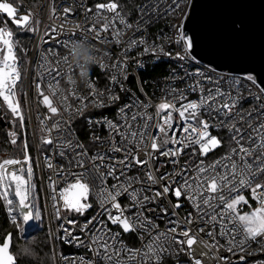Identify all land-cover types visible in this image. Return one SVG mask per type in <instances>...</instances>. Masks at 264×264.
<instances>
[{
    "label": "snow or ice",
    "instance_id": "obj_1",
    "mask_svg": "<svg viewBox=\"0 0 264 264\" xmlns=\"http://www.w3.org/2000/svg\"><path fill=\"white\" fill-rule=\"evenodd\" d=\"M66 2V0H62ZM183 5V7H181ZM97 10L96 19L88 25L86 29H81L77 23L73 29H65L64 24L59 26L53 24L46 26V31L40 36V41L43 43L46 37L50 38V33H56L57 36L61 32L75 33L77 29L81 32L88 31L90 35L94 34L97 42H108L107 36H102L101 33L112 31V39L117 45L121 43L119 37L123 35L120 29L115 27L116 19L124 24L125 29L131 28L120 12V5L116 0H108L107 3H98L95 5ZM172 10H178L180 16L178 22L172 27L175 29L174 37H166L160 44L153 42L148 46L144 37L138 40L131 39L128 47L136 45H144L145 52L156 53L160 56L173 55L172 52L166 51L165 44H175L180 51L175 52V57L180 61L191 62V72H185V77H196L193 84L190 86L192 92L199 91L198 100H187L186 96L179 89L167 93L172 96L171 101L164 100L155 105L156 122L152 124V116L147 112L134 113L130 118L127 117L125 109L134 107L132 104H124L118 109V114L124 117L122 124H116L107 117H101L93 121L88 119L89 125L104 124L113 131L110 134L111 138L108 141L112 144L109 151L124 153L122 158L107 157L97 152L95 155L89 156L87 148L83 143H74L71 139L58 138L57 143L61 149H70L72 158L68 161L70 165H74L80 169V172L69 173L73 182L65 181L64 187L59 189V200L53 195V208L57 219L61 217V208L69 212L84 213L86 209L92 207L88 203V196L91 190V181L99 180L101 191L97 194L100 199V207L105 208L108 213V220L116 225L121 231L113 233L107 225L101 221L100 231L91 232L89 249L93 252V256L86 261V264H164L165 258L173 256L174 252H183L189 257V264H202L201 259L194 254L193 244L197 240L195 234H191V228L180 225L179 222L174 227L161 232L150 215L146 216L144 205L167 198L171 192L176 203L172 206L174 209H179L181 198L187 199L192 203L197 216L196 219L206 224H211L206 235L211 237V243L206 244L207 248L215 247L217 249L216 256L218 261H223L224 264H229L227 256L219 255V249L225 247L227 252L238 250L244 255L239 256V259L244 261L247 253V246L255 242L261 249L264 250V103L261 104L258 110L257 119L259 123L252 124L251 111L246 113L248 120V128L252 130V134L248 135V140H243L246 130L237 127L234 122L228 126L230 134L234 133L232 140L235 147L229 148L224 156L217 158L210 165L205 164L204 159L193 160L192 157H204L214 149L222 145V139L211 134L212 127L223 128L226 126V121L233 115L238 114L240 101L243 99L239 89L246 83L248 92L255 99L260 100L264 97V47H262L259 59V65L252 59L250 50L243 42V37L247 32L245 22L234 15H218L211 19H205L197 10L196 0H173ZM101 10H108L112 13V18L101 16ZM19 9L12 3L2 2L0 0V12L7 15L17 29L39 32L40 19L29 9L26 14L18 15ZM72 7L63 8L62 13L57 11L55 0H52L49 19L60 18L64 16V23H70L69 13L74 12ZM86 12H91V9H85ZM103 19V23L100 20ZM157 39H160L157 37ZM63 47L66 54L60 57L59 51L52 48L44 49L37 48V58L35 66L31 69L36 72L33 82L38 89V95H42L43 104L47 106L49 112L53 115L61 114V107L54 104L53 99L49 95L43 94L41 84L45 77H50L48 84L49 91L52 97L58 95L60 89V79L67 77L66 82L73 85L76 82L72 80V73L75 68L80 69L81 77L86 74V69L90 65L98 64L101 70H107L109 67L117 71L109 77L110 86L105 90H98L95 82L91 81L90 77L86 83L89 89V96L93 97V106H103V101L99 98L103 95L108 96L111 103L119 101V95H113L114 88L119 84L122 91L127 92L121 80H127V61L125 56L123 60L119 57L111 66L102 62H98L96 53L99 49L94 48L85 40H73L71 37L67 41L61 40L57 48ZM124 51H127L125 49ZM18 53H23L25 56L27 50L21 45L16 33L12 29L0 26V98L3 104L11 110V114L19 119L21 127L24 126L25 117L23 115L20 99L17 96V88L19 82H22V77L28 72V69L21 70L23 57ZM109 55V53H105ZM52 57H59L53 63ZM71 57V61L69 60ZM208 59L207 65L201 62ZM139 61L137 64L139 66ZM61 64L66 65L67 69L61 67ZM230 64H238L239 67L233 68L230 72L221 75L217 69L228 67ZM55 73V75H53ZM235 73V74H233ZM53 84L55 87H53ZM212 85L210 88H205L204 85ZM221 85H227L228 91L225 92ZM255 88L259 95H255L252 89ZM68 93L75 96L77 99L84 101L87 97L77 95L75 88H69ZM233 92L236 94L233 95ZM26 95V93H25ZM68 96L61 98V103L66 101ZM218 99H223V103H217ZM179 101H185L179 103ZM86 104L81 105L75 110L68 105L63 108L69 116L83 115ZM144 109L148 105H143ZM216 112L219 116L223 114L225 120L220 121L218 125L211 123V114ZM147 116V119H143ZM208 116L209 118H205ZM140 117L143 122L138 121ZM51 119V116H49ZM238 121H244L245 115H237ZM183 121L182 124H177L176 121ZM61 123L65 124V128L61 129ZM73 121L71 119L65 121L63 118L60 122L53 123L52 128L58 132L64 131L68 135L74 133L72 128ZM136 125V127H133ZM153 129L149 132V129ZM174 128H179L177 132ZM49 132L51 129L48 130ZM15 136V133H10ZM119 135L120 140L116 141L115 137ZM151 136V151L147 150V138ZM42 142L53 143L51 136L42 137ZM93 142H104L101 137L93 134ZM15 144V139L12 140ZM144 148V158H141V146ZM129 147L132 152H129ZM27 142L25 141V155L23 162L19 159H5L0 161V199H3L7 205V211L12 218V223L19 228L20 222L17 216L22 218L23 222H28L31 219L40 220L41 211L39 210L36 201L38 194L33 191L36 185L33 183L34 169L31 163V158L27 154ZM190 153V158L185 160L183 166L177 167L180 164V158ZM59 155L63 158L65 151H60ZM164 157L167 161L171 158L173 166L172 173H164L160 177L163 186L159 191H154V194L142 196L140 189L132 188V183L126 182L127 187L123 183L113 184L109 187H104L107 177L117 175V169L123 170L134 166L143 165L149 169L145 175L153 184L157 183L156 176L151 170L150 161L156 160L157 157ZM87 157V159H86ZM51 160V158H46ZM115 159V163H113ZM24 162H28L25 166ZM91 164V168L86 167ZM13 165L9 170L6 166ZM48 169H52V163H47ZM189 172L192 175H189ZM56 173L61 179L64 178V165H58ZM209 173H211L209 175ZM179 176L183 183L179 186L176 180H169L166 177ZM135 178H129V181H134ZM55 181H50V186L55 185ZM195 185V187H193ZM55 192V187H53ZM249 192L250 195H245ZM128 195L132 201L131 205H121L119 198ZM62 201V205L60 204ZM254 205V206H253ZM159 207V203H157ZM136 208L132 215L124 213L130 208ZM247 208V210H244ZM109 209H115L116 215H113ZM219 209V211H216ZM15 210H18L15 211ZM149 213L154 209H147ZM163 212H168V207L162 208ZM207 217V220H204ZM96 220L93 217L86 221L83 226H79L83 233L86 229L90 231V225ZM69 225H76L74 219H67ZM187 225L193 223L192 214H187ZM63 227V226H61ZM217 227L219 231H217ZM123 233H136L141 240L140 248H130L122 239ZM198 232H205L204 227L198 228ZM171 234V235H169ZM183 237V238H182ZM225 240V244L221 245L219 239ZM56 237H53L55 240ZM62 240L68 243L82 244L78 237L73 235L72 229H66ZM12 245V234H7L0 241V264H17V257L10 250ZM119 245V247H117ZM185 245L187 247L185 248ZM27 251V250H25ZM206 253H201V256ZM55 252L53 257H55ZM174 258V257H173ZM61 259L66 264H76L75 260H70L68 257L61 256ZM84 260L83 257L77 258ZM178 264V262H177Z\"/></svg>",
    "mask_w": 264,
    "mask_h": 264
},
{
    "label": "built area",
    "instance_id": "obj_2",
    "mask_svg": "<svg viewBox=\"0 0 264 264\" xmlns=\"http://www.w3.org/2000/svg\"><path fill=\"white\" fill-rule=\"evenodd\" d=\"M19 6V10L21 9L22 14H26L30 9L31 12L35 15V17L39 18L41 23L39 26V32L33 33L31 32L32 43L29 49V57L27 60V64L24 69H28V72L23 75L22 82H19L17 88V96L20 99V103L22 106L23 115L25 117L24 126L21 127L19 123V119L15 116L13 118L19 123L20 130L18 132V136L22 139V148L23 154L10 157L7 159H19L23 162V157L25 155L24 144L27 142V154L31 158V163L33 165L34 172H38V176L35 178L33 176V183L35 181L38 183V189L40 191V198L43 201L44 208L43 210L41 206H37L41 211V219L37 220V223L42 220H46L48 225V230L51 237L52 248L55 252V264H66L64 260L61 259V256L68 257L70 260H75L76 264H86V261L93 256V252L89 249L88 243L90 242L91 232L100 231V222L103 221L109 229L113 233L121 231L116 225L112 224L111 221L108 220V213L105 211V208L108 205H105V208L100 207V199L98 198V193L101 191V186L99 180L91 181V190L88 196V203L92 205L90 212L85 216H75L68 213L66 210L61 208V217L59 219L56 218L54 213L53 204L54 201L52 196L55 195L57 200H59V189L66 186L65 181L73 182L72 177L69 173H79L80 169L74 167V165H70L68 161L72 158V151L70 149H61L57 143L58 138L62 139H71L74 143H83L87 148L89 156L95 155L97 152L103 154L107 157L113 158H122L124 153L109 151L112 147V144L108 141L110 140L112 133V129L107 127L104 124H93L89 125L87 120L90 118L93 121L100 119L102 116L107 117L109 120L114 121L116 124H122L124 121V117L118 114V109L122 107L124 104H132L134 107L130 109H125L127 117H131L134 113L147 112L152 116V124L156 122V108L155 105L161 103L164 100L171 101L172 96L167 93L173 92V90H181L183 94L186 96L187 100H198L199 91L192 92L190 90V86L193 84L196 77L188 78L185 77V72H191L193 69L191 68V62L189 61H180L175 57V52L180 51V49L173 43L171 45L165 44V50L173 53L171 57L169 56H160L156 53L145 52L144 45H136L133 47H128L131 39H139L140 37H144L147 41L148 46H151L153 42L156 44H160L164 38L166 37H174L175 29L172 25L178 22V18L180 13L178 10H172L170 6L173 5V0H143L137 7V10L134 15L126 16L121 9L120 12L123 16H125L127 22L132 25L131 28L125 29L124 24H122L119 18L116 19L115 27L120 29L123 35L119 37L121 43L117 45L113 42L112 39V31L113 29H109L108 32L101 33L102 36L108 37V42H97L95 40L94 34L90 35L88 31L81 32L80 29H77L75 33L70 32H61L59 36L56 33H50V38L46 37L41 43L40 36L46 31V26H51L53 24L59 26L60 24H64L65 29H73L77 23L80 24L81 29H86L89 24H91L97 15V10L95 5L98 3H107L108 0H102L96 4H91L88 0H66V2H62V0L55 1V6L57 7V11H63L65 7H72L75 9L74 12L69 13L68 16L71 20L70 23H64V16L61 15L60 18H55L53 16L52 19H49L50 8L52 6V0H43L38 8L33 7L26 0H15ZM14 4V3H12ZM15 6V5H14ZM16 7V6H15ZM183 7V5L181 6ZM85 9H91V12H86ZM101 16H107L109 19L112 18V13L108 10H101ZM103 19L100 20V23H103ZM0 26L10 28L7 25L0 24ZM11 29V28H10ZM27 30L18 29L14 31L16 35L26 32ZM75 40H85L89 42L94 48L99 49L96 53V58L98 62H102L106 65L111 66L114 62L117 61L119 57L121 60L127 56L129 59L127 61V80H121L124 84V87L127 89V92L121 90L119 84H117L114 88L113 95H119V101L115 103H111L108 100L107 95L101 96L99 99L103 101V106H93V97L89 96V89L86 87V83L88 78L90 77L91 81L95 82L98 90H105L110 86L109 77H111L117 70L109 67L107 70H101L98 64L90 65L88 69H86V74L84 77L80 75V69L75 68L72 73V80L76 83L73 85H69L66 82L67 77H63L60 79V89L58 90V95L52 97L51 92L49 91L48 84L50 82V77H45L41 87L43 89L44 95H49L54 104L58 107H61L60 115H53L49 112L46 105L43 104L42 95H38V89L36 84L33 82V78L36 76V72L31 69L35 66V61L37 58V48L43 47L45 50L48 48H52L56 51H59L60 57H63L66 54V51L63 47L57 48V45L61 40L67 41L69 38ZM159 37L160 39H157ZM127 49V51H124ZM109 53V55H105V53ZM19 54V53H18ZM53 63L59 57H52ZM71 61V57H69ZM139 61V66L137 64ZM204 65H207V62H201ZM66 71L67 66L61 64ZM156 70V71H153ZM217 71L223 75L225 73L230 72V70L226 69H217ZM23 72V71H22ZM235 74V73H233ZM55 75V73H53ZM53 87L55 85L53 84ZM75 88L77 91V95L87 97L86 100L81 101L77 99L75 96H72L68 93L69 88ZM205 88H210L212 85H204ZM222 89L227 92V85H221ZM248 85L244 83V86L239 89V92L242 94L243 99L240 101L238 114L237 115H245L244 121H238L237 115L231 116L226 121V126L223 128L220 127H212L211 134L216 135L222 139L223 146V136H227L226 145L227 148L223 150L221 153L216 154L217 149L212 150L206 158L204 157H192L191 159H204L206 165H210L217 158L224 156V154L231 147H235V143L232 140V136L234 133L230 134L228 131V126L237 123V127L243 128L246 130L247 134H244L242 143L248 140V135L252 134V130L248 128V120L246 113H252V124L259 123L260 121L257 119L259 112L258 110L261 107V104L264 103V97H261L260 100L254 98L253 95H250L248 92ZM252 92L255 95H259L255 88L252 89ZM26 93V95H25ZM236 93L233 92V95ZM67 95L68 99L63 101V105L61 103V98ZM2 102V98H0ZM185 101H179V103H184ZM223 99H218L217 103L222 104ZM3 103V102H2ZM86 104L87 107L84 109L83 115H76L75 111H73V115L69 116L67 112L63 110L64 107L70 105L72 110L80 108L81 105ZM5 107L6 105L3 104ZM143 105H148L147 109L143 108ZM7 111L11 113V110L6 107ZM51 116V119H49ZM67 121L71 119L73 121L72 128L74 129V133L72 135H68V133L64 131L58 132L56 129L52 128L53 123L60 122L61 119ZM205 118H209L205 116ZM143 119H147V116H144ZM225 118L223 114L217 115L216 112L211 114V123L214 125H218L220 121H224ZM138 121L140 123L143 120L138 117ZM177 124H182L183 121L177 120ZM136 127V125H133ZM65 128V124L61 123V129ZM51 129L49 132L48 130ZM175 131L180 132L179 128H174ZM153 129H149V132H152ZM87 136L85 139L80 138V134ZM93 134L102 138L104 142L94 143L93 142ZM51 136L53 143L49 144L45 142V148L47 145V151L45 154L41 151L40 137L47 138ZM116 141L120 140L119 135L115 137ZM151 136L147 138V150L151 151ZM144 148L145 146H141V158H144ZM65 151V156L62 158L59 155L60 151ZM129 152H132V148L129 147ZM0 154V161H1ZM51 158V160H47L46 158ZM190 158V153H185L184 156L180 158V164L177 167V171L180 166H183L185 160ZM5 160L4 158H2ZM87 159V157H86ZM34 161L37 163V167L34 165ZM115 163V159L112 161ZM25 166L28 162H24ZM47 163H52L53 168L48 169ZM58 165H64V178L61 179L60 176L56 173V168ZM151 170L153 171V175L156 176L157 183L153 184L148 181L145 173L149 170L145 168L143 165H134L126 170H123V174H121V169H117V175L107 177L106 184L104 187H109L113 184L123 183L125 187H127L126 182L132 183V188L140 189L142 192V196L151 197L154 194V191H159L163 186V182L160 181V177L164 175V173H172L173 166L171 163V158L167 161L164 157H157L156 160L150 161ZM12 166L9 168L11 170ZM86 167L91 168V164H87ZM211 173H209L210 175ZM189 175H192L189 172ZM129 178H135L134 181H129ZM169 180H176L177 184L175 186H179V184L183 183V180L179 176L166 177ZM50 181H55L54 186H50ZM53 187H55V192L53 191ZM195 187V185H193ZM36 193V191L33 189ZM245 195H250L249 192H245ZM4 201V200H3ZM119 202L121 205H131L132 201L129 199L128 195H124L119 198ZM5 203V202H4ZM159 203V207L157 206ZM176 203V199L170 192L167 195V198L161 199L158 202L152 201L144 205L145 207V215H150L154 222L159 225V230L161 232L167 231V229L175 226L177 222L180 225H185L191 228V234H195L197 236L196 242L193 244L194 254L197 258L201 259L202 264H224L223 261H218L216 256L217 249L207 248L205 245L211 243V237L206 235L208 229L211 228V224H206L196 219L197 213L192 206V203L187 199L181 198V207L179 209H174L172 206ZM62 205V201H60ZM6 205V204H5ZM168 207V212H163V207ZM254 206V205H253ZM7 207V206H6ZM147 209H154L151 213L147 211ZM88 210V209H86ZM113 215L117 214L115 209H109ZM244 210H247L245 208ZM136 211V208L130 207L124 214L132 215ZM219 211V209H216ZM191 213L193 218V223L191 225H187V214ZM9 214V213H8ZM10 216V215H9ZM93 217L96 220L90 225V231L86 229L83 233L80 231L79 226H83L86 221L91 220ZM67 219H74L77 223L76 225H69L67 223ZM204 220H207V217H204ZM63 226V227H61ZM204 227L205 232H198V228ZM66 229H72L73 235L78 237L81 241H84L82 244L77 243H68L66 240H62L64 236V232ZM217 231L219 228L217 227ZM171 235V234H169ZM59 236L63 243L70 246L72 250L65 252L64 254H60L57 250L56 239L53 240V237ZM183 238V237H182ZM122 239L130 248H140L142 245L141 240L138 238L136 233H123L121 232ZM219 239V238H218ZM219 243L221 245L225 244V240L219 239ZM119 247V245H117ZM187 245H185V248ZM201 253H206L201 256ZM247 255L245 260L242 261L239 259V256L244 255L238 250H234L233 252H227L225 247H221L219 249V255L227 256L229 260V264H264V250L261 249L257 243L252 242L247 246ZM83 257L84 260H79L77 258ZM174 257V258H173ZM189 264V257L185 255L183 252H174L173 256H169L165 258L164 264Z\"/></svg>",
    "mask_w": 264,
    "mask_h": 264
},
{
    "label": "trees",
    "instance_id": "obj_3",
    "mask_svg": "<svg viewBox=\"0 0 264 264\" xmlns=\"http://www.w3.org/2000/svg\"><path fill=\"white\" fill-rule=\"evenodd\" d=\"M9 2L13 3L12 1L8 0ZM29 2L33 7L38 8L43 0H26ZM58 1V0H55ZM91 4H96L102 0H88ZM143 0H116V2L120 5L121 11L126 15V16H132L135 14L138 5L142 2ZM15 5V4H14ZM16 6V5H15ZM22 11L21 9L18 11V15H21ZM4 20V21H3ZM0 24L7 25L10 27L12 30L17 31L18 29L16 26L12 23V21L2 12H0ZM25 33V32H23ZM21 36V44H26L25 41L22 39L25 38L27 39L28 34H19L17 37ZM31 37V36H30ZM29 40H27L28 42ZM32 43V37L29 41V44ZM31 47V46H30ZM156 71V70H153ZM0 110L1 114L4 116L5 121L7 125L10 123L8 119L11 120V114L6 110L4 107L3 103L0 101ZM17 123V122H15ZM10 125V124H9ZM17 130H20V126L17 123ZM7 128V127H6ZM6 128L2 126L0 122V150L8 151L9 155H22L23 154V148H22V139L19 136V143L17 148H13L14 145L12 143V139L10 136H8V132L6 131ZM19 128V129H18ZM19 132V131H18ZM80 138L85 139L87 136H84L82 133L80 134ZM16 139V138H15ZM224 142L223 146L217 149L216 154L221 153L223 150L227 148L226 145V140L227 136H223ZM42 140V139H41ZM21 143V144H20ZM43 148H45V142L40 143ZM67 211V210H66ZM68 213L75 215V216H85L90 212V209L85 210L84 213H76L74 211ZM0 223L1 224H6L8 223V217L5 212L4 205L0 199ZM15 232V245L16 247L14 248L17 259L19 261V264H55V257H53L54 250L52 248V243H51V237L50 233L48 230V225L46 220H42L38 222V226L36 229L30 233H27L28 235V246L29 250L28 251H23L22 247H20L19 243L17 242L18 239V233L14 230ZM56 244H57V250L60 254H64L65 252H68L72 250V248L61 240L59 236L56 237Z\"/></svg>",
    "mask_w": 264,
    "mask_h": 264
},
{
    "label": "water",
    "instance_id": "obj_4",
    "mask_svg": "<svg viewBox=\"0 0 264 264\" xmlns=\"http://www.w3.org/2000/svg\"><path fill=\"white\" fill-rule=\"evenodd\" d=\"M2 2L9 1L2 0ZM196 4L198 6L197 10L205 19H211L224 14L241 18L247 26V32L242 38L243 42L250 50L252 59L257 63V66L259 65L261 50L264 47V0H196ZM203 61L208 63L207 58ZM236 67H239V65L230 64L228 67L218 69L231 71ZM0 122L4 127L7 125L4 116L1 114V110ZM37 226V220L31 219L27 222L24 232L30 233Z\"/></svg>",
    "mask_w": 264,
    "mask_h": 264
},
{
    "label": "rangeland",
    "instance_id": "obj_5",
    "mask_svg": "<svg viewBox=\"0 0 264 264\" xmlns=\"http://www.w3.org/2000/svg\"><path fill=\"white\" fill-rule=\"evenodd\" d=\"M10 1H12L16 5V7L19 9V6H18V4H17V2L15 0H10ZM25 33L28 34V37H27V39H25V38L22 37V39L25 41L26 44H21V45L23 46L24 49L27 50V54L25 56L23 53H19V55H21L23 57L22 63H21V70L22 71L24 70V68H25V66L27 64V60H28V57H29V49H30V46H31V44H29V41L31 39V37H30L31 36V31H26ZM25 33H22V34H25ZM20 38H21V36L19 37V41L21 42ZM27 40H29V41L27 42ZM8 120L10 122L9 123L10 125L8 124V127L6 128V131L8 132V136H10L12 138L13 137L16 138L15 140H17V142L19 143V139H20L19 136H18V131L19 130H17V127H16L17 126L16 125L17 123H15L16 120L13 118L12 114H11V120L10 119H8ZM10 133H15L16 135L15 136H12V135H10ZM17 142L15 144H13L14 145V147H13L14 149H15V147L17 148V146H16V145H18ZM40 143H42L41 137H40ZM41 151H42L43 154H45V152L47 151V145H46V148L41 147ZM0 154L2 156L1 157V161H3L2 158L7 159V158H10V157L18 156V155H9L8 154V151H4V150H0ZM34 165H35V167H37L36 161H34ZM37 176H38V172L35 171L34 172V177L36 178ZM35 185H36V187H35L34 190L36 191V193L38 194V197H39L38 200H37V203H38L39 206H41V208L43 210H45L43 201L40 198V191L38 189V183L36 181H35ZM4 207H6V206L4 205ZM6 211H7V209H6ZM10 218H11V216H10ZM17 219H18V221L20 222V225H21L19 228L15 227L13 225L12 218L11 219H8V220L10 221L13 230H15L18 233V235H17L18 236L17 242L19 243L20 247H22L23 251L25 252V250L28 251L30 249L29 246H28V244H29L28 243L29 240H28V236H27L28 234L24 232V229H23V226H22V223H23L22 222V219L19 216H17Z\"/></svg>",
    "mask_w": 264,
    "mask_h": 264
},
{
    "label": "flooded vegetation",
    "instance_id": "obj_6",
    "mask_svg": "<svg viewBox=\"0 0 264 264\" xmlns=\"http://www.w3.org/2000/svg\"><path fill=\"white\" fill-rule=\"evenodd\" d=\"M6 127H8V125H6L5 128H6ZM11 139L13 140V139H15V138H14V137H13V138L11 137ZM15 141H16V140H15ZM1 201H2L3 205H5L3 199H1ZM5 206H6V205H5ZM4 208H5V212L7 213V217H8V219H11L10 216H9V214H8V211H6L7 207H4ZM9 233L12 234V245H11V249H10V250L13 252L14 255H16L15 250H14V248L16 247V245H15V232H14V230H13V228H12V225H11V223H10L9 220H8V223H6V224H1V223H0V241H2V239H3L7 234H9ZM16 257H17V256H16ZM17 264H19L18 259H17Z\"/></svg>",
    "mask_w": 264,
    "mask_h": 264
},
{
    "label": "bare ground",
    "instance_id": "obj_7",
    "mask_svg": "<svg viewBox=\"0 0 264 264\" xmlns=\"http://www.w3.org/2000/svg\"><path fill=\"white\" fill-rule=\"evenodd\" d=\"M13 165H8V166H6L8 169L10 168V167H12ZM7 206V205H6ZM15 211H17L18 212V210H15ZM21 218V217H20ZM22 219V218H21ZM23 222V221H22ZM22 226H23V229L25 228V226H27V222L25 223V222H23L22 223Z\"/></svg>",
    "mask_w": 264,
    "mask_h": 264
}]
</instances>
